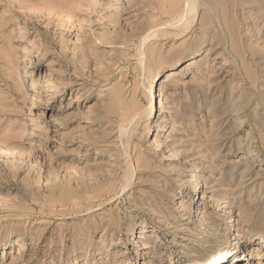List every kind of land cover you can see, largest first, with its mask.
Instances as JSON below:
<instances>
[{
	"label": "rangeland",
	"instance_id": "1",
	"mask_svg": "<svg viewBox=\"0 0 264 264\" xmlns=\"http://www.w3.org/2000/svg\"><path fill=\"white\" fill-rule=\"evenodd\" d=\"M252 1L0 0V264H264Z\"/></svg>",
	"mask_w": 264,
	"mask_h": 264
},
{
	"label": "bare ground",
	"instance_id": "2",
	"mask_svg": "<svg viewBox=\"0 0 264 264\" xmlns=\"http://www.w3.org/2000/svg\"><path fill=\"white\" fill-rule=\"evenodd\" d=\"M212 1H214V0H212ZM216 1H217V2H216L217 4H218L219 2H222V1H219V2H218V0H216ZM232 1H233V0H232ZM240 1H242V0H239V2H240ZM243 1H245V2L248 3V2H250V1H252V0H243ZM261 1H264V0H259V1H258V0H253L252 2H253L254 4H255V3H258V6H259L258 8H259L260 10L263 9V10H262V11H263L262 17H264V4H263V2H261ZM216 3H215V4H216ZM222 3H223V2H222ZM222 3H220V4H222ZM236 3H237V5H236V8H237V6H238V2L236 1ZM240 3H242V2H240ZM247 3H245V4L247 5ZM253 3H252V4H253ZM242 4H243V6H244V3H242ZM248 4H250V3H248ZM240 5H241V4H239V6H240ZM255 5H256V4H255ZM222 6H224V5H222ZM233 6H234V3H233ZM239 6H238V7H239ZM241 6H242V5H241ZM253 6H254V5H253ZM225 7H226V4H225ZM225 7H224V8H225ZM228 7H229V6H228ZM224 8H223V10H224ZM253 8H254V7H253ZM225 9H226V8H225ZM223 10H222V11H223ZM234 10H235V9H234ZM192 11H193V9H192ZM220 11H221V10H220ZM236 11H239V10L237 9ZM240 11H241V10H240ZM226 12H227V10H226ZM229 12H230V11H229ZM232 12H233V11H232ZM239 13H240V12H239ZM225 14H227V13H225ZM240 14H242V13H240ZM240 14H239V15H240ZM223 16H224V14H223ZM242 16H243V15H242ZM243 17H244V16H243ZM246 17H248V16H246ZM260 17H261V16H260ZM239 18H240V16H239ZM248 18H250V17H248ZM254 18H255V17H254ZM256 18H257V17H256ZM246 19H247V18H246ZM258 19H259V18H258ZM224 20H225V19H224ZM224 20H223V21H224ZM227 20H228V19H227ZM248 20H250V19H248ZM256 20H257V19H256ZM242 22H243V21H242ZM224 23H225V21H224ZM245 23H246V22H245ZM211 24H212V22H211ZM236 24H237V22H236ZM243 24H244V23H243ZM226 25H227V24H226ZM237 26H238V24H237ZM186 27H187V26H186ZM229 28H230V27H229ZM184 29H185V26H184ZM229 30H230V29H229ZM236 35H237V34H236ZM237 36H238V35H237ZM239 37H240V36H239ZM239 37H238V38H239ZM239 44H240V43H239ZM238 46H239V45H238ZM238 48H239V47H238ZM235 50H236V49H235ZM238 52H239V50H238ZM249 52H250V51H249ZM241 53H242V52H241ZM241 53H240V54H241ZM247 53H248V52H247ZM237 54H238V53H236V58H237ZM255 54H256V53L249 54V55H251V56L253 57ZM241 56H242V55H241ZM239 57H240V56H239ZM241 58H242V57H241ZM252 59H253V58H252ZM237 60H238V59H237ZM241 61L243 62L242 59H241ZM158 103H159V107H161V106H162V101H159ZM151 111H152V110H151ZM72 201L74 202L75 199L73 198ZM75 202H76V201H75ZM75 202H74V203H75ZM182 254L185 255V258L198 256V254H196V251H192V252H188V253H184V252H183ZM245 256H246V255H245ZM229 257L231 258L230 260H232L231 262H233L232 264H238V263L240 262V260H242V259L244 258V257L241 258V257L238 256L237 254L230 255ZM230 260H229L227 263H229Z\"/></svg>",
	"mask_w": 264,
	"mask_h": 264
}]
</instances>
